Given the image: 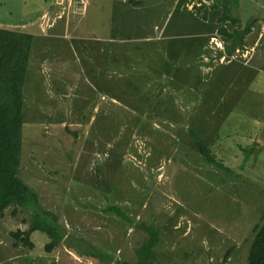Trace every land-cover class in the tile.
Segmentation results:
<instances>
[{
  "label": "rangeland",
  "instance_id": "1",
  "mask_svg": "<svg viewBox=\"0 0 264 264\" xmlns=\"http://www.w3.org/2000/svg\"><path fill=\"white\" fill-rule=\"evenodd\" d=\"M216 1L236 2L248 13L244 22L259 18L245 43L253 51L221 64L218 51L208 50L207 67L189 58L178 70L169 66L171 75L143 77L139 91L117 75L111 87L119 94L112 97L108 82L94 84L89 77L96 75L86 74L71 33L34 38L20 173L42 208L62 212L72 255L59 253L57 262L56 251L45 254L48 238L40 232L31 236L33 255H17L8 232L25 227L8 211L0 222V264H133L147 239L135 228L140 224L160 230L153 264H245L252 228L264 213V0ZM53 5L0 0V25L24 31L20 25L38 22ZM157 15L143 8L135 31H149ZM188 131L203 132L220 167L202 160ZM81 239L89 243L77 246Z\"/></svg>",
  "mask_w": 264,
  "mask_h": 264
},
{
  "label": "trees",
  "instance_id": "2",
  "mask_svg": "<svg viewBox=\"0 0 264 264\" xmlns=\"http://www.w3.org/2000/svg\"><path fill=\"white\" fill-rule=\"evenodd\" d=\"M69 1L70 3L64 1L61 4L59 3L60 0H54L53 6L45 7V10H48L45 16L42 18V16L39 15L43 21V28H40V31L42 29L44 31H55L58 33L61 31V34L59 35H63L64 31L73 35L74 32L72 31H77L84 27H86L84 30L88 31L90 25L89 23H86V20H88L87 9L90 0ZM81 3H85L83 15L78 11ZM218 5V3H214L213 7H218ZM226 6H229V4ZM226 6L223 8V12L220 10L222 15L221 19H224L223 22L227 19L225 14ZM214 16L209 19V27L215 22ZM263 17L264 15L260 17L262 18V21H264ZM255 22L257 26L260 22L259 18L251 19L249 23L246 24L243 31H234L231 34H227L226 31H219L224 33L225 38L232 42L230 48L225 51L226 57L235 54L236 49H238V52L244 51L246 43L245 39L251 32L249 30L252 28V23L254 24ZM78 24L79 27H77L76 30H73V27ZM22 26L23 25H20L21 28ZM13 27L16 26L10 24L0 25V222L4 219L6 212L9 211V215L12 218L20 219L18 223L25 227L22 229L20 226L8 232V236L13 241V247L19 252L17 255L26 257H29V254L33 255L32 252L35 247V240L31 236L34 232H40L48 238V242L43 246V252L45 254H51L53 251H56L55 259L58 262L60 259L59 253L70 257V248H72L71 244L68 243L67 238L70 235V231L64 222L63 214L61 211H58V209L55 212H51L42 208L39 195L25 184L23 175L20 173L22 129L24 122H26V104L29 103L30 99V95L26 92L25 95L29 97V99L26 100L23 90L26 83L29 60L35 36L30 34L27 30L16 31ZM23 29L24 28H22V30ZM55 32L53 35H55ZM200 34L201 31H193V34L189 35L192 39L187 41V43H191L192 45L202 43V41H199L198 39ZM166 35L167 34L165 33L164 36ZM261 38H264V33L261 35ZM161 43L169 45L167 40L161 41ZM149 45L150 43L145 44L146 47H149ZM75 47L77 48L76 44ZM164 53L167 56L171 54V52L169 54L168 46ZM185 54L194 57V55H199L200 52L191 51L186 52ZM30 65L33 69L40 70L39 67L34 68L31 62ZM114 65H117V63ZM98 70L100 71L99 76L94 80L89 77L91 81H93L94 84L107 83L108 79L103 74V68ZM85 71L86 74L92 76L93 69H89L88 71V68H85ZM119 73L118 68L114 66L112 80L115 81V77ZM145 76H148V74L143 75V77ZM141 79L143 80V78ZM119 80L121 84L130 86L135 91H139L138 87L135 85L141 83H124L123 81L125 80L122 78ZM109 86L111 87V83H109ZM114 94L119 93L113 91V87H111L108 95L112 97ZM161 101V99L158 101L159 106L161 105ZM142 105L147 107L146 104ZM162 111L163 109L161 108L160 112ZM64 120L65 119L60 120L59 124H63L65 122ZM65 129L67 131L69 130L66 126ZM71 134L76 136L73 132ZM188 134L195 152L201 156L202 160L213 166L220 167L221 163L216 161L214 153L211 151L212 149L204 146L201 141L203 132L200 136L196 132L193 133L188 131ZM109 210L112 211L113 207H110ZM105 211H108L107 208ZM120 216L125 219L123 214H120ZM135 228L143 229L147 233V239L135 251L137 262L133 264H153L157 257L155 248L160 242V230L157 228L155 229L153 226H143L142 224L136 225ZM252 233L253 237L247 248L245 264H264V213L261 217V223L254 225L252 228ZM80 242L82 244L89 243L84 241V239H81L77 243V246ZM77 246L76 249H78ZM96 251V249H91L87 255L94 257L92 254L96 253ZM226 258L227 256H225L224 261ZM116 264L131 263L117 260Z\"/></svg>",
  "mask_w": 264,
  "mask_h": 264
},
{
  "label": "crops",
  "instance_id": "3",
  "mask_svg": "<svg viewBox=\"0 0 264 264\" xmlns=\"http://www.w3.org/2000/svg\"><path fill=\"white\" fill-rule=\"evenodd\" d=\"M214 3H218V7H213ZM164 4H168L167 10L163 16H160L159 7ZM224 4L216 0H90L87 9L88 20L91 11H94L93 20L89 22L90 28L86 32L72 31L74 32V47L75 44L77 46L75 47L76 56L90 69H93L92 74L96 75V78L100 73L98 69L103 68V74L109 83L112 82L114 66L120 69L118 75L125 80L124 83L134 84L143 83L141 78L144 74L148 76H161L162 73L171 75L166 71L169 66L178 70L182 62L189 58L198 62L200 67L203 64L207 67L208 62L213 61L212 57L206 55L208 50L218 51L216 61L219 63H229L235 59V54L226 57L225 51L230 48L232 42L219 31H226L227 34L243 31L250 20L244 22L245 16L242 13L247 15L248 13L242 7L233 5L231 2H227L229 6ZM225 6L227 19L223 22L220 10L223 12ZM143 8L148 10L152 16L158 14V21L151 24L149 31H135L138 29L137 14ZM47 11L44 10L40 14L42 18ZM212 16L215 22L209 27V19ZM39 18L38 22L41 25L38 26V22L34 21L29 25H23L22 28L25 30L31 28L28 32L35 37L52 35L65 38L68 35L67 31H64L63 35H59L61 31L55 35H53L55 31H40V28H43V21ZM77 27L79 24L73 27V30ZM255 27L256 22L252 23V28L249 30L251 32L245 39L246 42L250 36H253V31H256ZM193 31H201L198 39L202 43L198 45L187 43L192 39L189 35L193 34ZM84 33L92 35L93 40H86ZM165 33L166 36H164ZM165 40L169 42V45L161 43ZM146 43H150L149 47L145 46ZM167 46L169 54L171 52L169 56L164 53ZM244 50L243 52L253 51L254 47L245 46ZM191 51L200 52V54L194 57L185 54ZM235 51L237 53L238 49ZM250 60V62H255L256 59L251 58ZM112 63H117V65Z\"/></svg>",
  "mask_w": 264,
  "mask_h": 264
},
{
  "label": "built area",
  "instance_id": "4",
  "mask_svg": "<svg viewBox=\"0 0 264 264\" xmlns=\"http://www.w3.org/2000/svg\"><path fill=\"white\" fill-rule=\"evenodd\" d=\"M64 1L67 2V3H68V2L70 3L69 0H61L59 3L62 4ZM61 4H60V5H61ZM84 10H85V3H81L80 6H79V10H78V11H79V13L84 14ZM215 47H216V46H215Z\"/></svg>",
  "mask_w": 264,
  "mask_h": 264
}]
</instances>
